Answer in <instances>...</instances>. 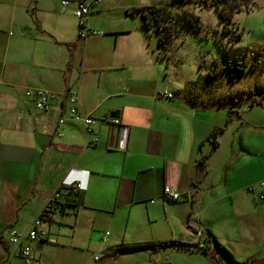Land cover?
Instances as JSON below:
<instances>
[{
    "label": "crops",
    "instance_id": "0c3cea01",
    "mask_svg": "<svg viewBox=\"0 0 264 264\" xmlns=\"http://www.w3.org/2000/svg\"><path fill=\"white\" fill-rule=\"evenodd\" d=\"M61 1L0 0V264H24L9 231L26 232L71 180L84 189L44 223L48 240L34 243L41 264L259 259L264 225L252 203L264 200L256 186L264 142L253 139L264 137V121L247 115L264 102L190 77L130 4L103 0L90 25L104 34L80 38L73 7ZM37 88L58 96L46 111L25 95ZM69 88L78 89L81 113L96 119L90 134L69 112ZM165 187L180 199L164 200ZM198 231L207 253L177 245ZM138 245L150 247L117 254Z\"/></svg>",
    "mask_w": 264,
    "mask_h": 264
},
{
    "label": "rangeland",
    "instance_id": "374dc122",
    "mask_svg": "<svg viewBox=\"0 0 264 264\" xmlns=\"http://www.w3.org/2000/svg\"><path fill=\"white\" fill-rule=\"evenodd\" d=\"M210 1L208 0V2ZM247 1H249V9L244 8L235 13L230 22H224L221 21L216 7L206 4L204 0L185 2L176 0H105L107 4L119 6L121 4H130L134 7L170 5L174 10L172 12L173 22L177 20L175 23L177 30L172 41L171 59L185 61L178 63V66L181 65V69L187 70L190 77L194 76L196 79L200 74L207 77L211 70L215 69L217 70L215 82L219 84L220 89L231 88L236 94L244 96L243 98L264 102V0ZM170 19L166 18L163 24H166ZM108 21L109 18L105 19V22ZM154 26H156L155 23ZM225 27L229 29V32H223ZM96 29L102 30L98 27ZM157 39V35L152 38L153 41H157ZM205 81H209V79H205ZM247 118L264 121V108L254 109L247 115ZM254 128L260 130L262 126L254 124ZM253 141L260 145L261 142H264V137H254ZM261 181L256 185L259 194L264 192V188L259 185ZM254 201L252 203L253 217L255 220L263 219L264 225V200L259 202L254 199ZM203 243L205 247L203 249H209V243L206 240ZM216 245L215 249L220 251L219 244ZM230 251L238 253L245 250L231 249ZM258 253L259 260L264 259V247L259 249ZM202 260V257H193L179 259L178 262L180 264H204Z\"/></svg>",
    "mask_w": 264,
    "mask_h": 264
},
{
    "label": "built area",
    "instance_id": "2783aa9c",
    "mask_svg": "<svg viewBox=\"0 0 264 264\" xmlns=\"http://www.w3.org/2000/svg\"><path fill=\"white\" fill-rule=\"evenodd\" d=\"M62 6L73 7V14L78 22V37L88 38L96 37L104 34L102 30L93 28L90 25V16L92 11L99 7L102 0H62ZM27 98L31 99L34 107L39 111L48 110L52 103L58 98L56 94H53L44 89H27L25 91ZM171 97V94H168ZM65 100L69 105V112L73 118L83 123L86 133L90 134L94 130L96 119L93 117L84 116L78 107L79 95L77 88H69L65 94ZM63 122V120H60ZM261 188H264V179L259 183ZM61 186H72L75 190H83L84 185L78 180L65 181ZM59 190V189H58ZM56 191L53 197L50 199L47 207L42 213L34 219L29 229L26 232L19 233L16 230L9 231V241L17 247L18 253L22 258L24 264H41L40 258L35 253L34 243L39 240H48L47 230L44 228V223L49 222L48 220L54 219V213H49L48 216H42L44 211L50 206V203L54 202L55 199L60 198L59 191ZM253 190V188H249ZM164 200L178 201L180 194L172 190L170 187L164 189ZM263 191L257 195V200H263ZM156 200H150V203H155ZM52 208V207H51ZM51 212L53 209H50ZM109 233L107 232L106 235ZM202 232L198 231L190 244H198L201 248H204V243L201 241ZM97 259V258H96Z\"/></svg>",
    "mask_w": 264,
    "mask_h": 264
},
{
    "label": "trees",
    "instance_id": "16d2710c",
    "mask_svg": "<svg viewBox=\"0 0 264 264\" xmlns=\"http://www.w3.org/2000/svg\"><path fill=\"white\" fill-rule=\"evenodd\" d=\"M179 2H185L188 0H176ZM206 4L213 5L216 7L221 21L224 22H230L233 19V15L244 8L249 9L250 5H248L249 1L247 0H211L208 2V0H204ZM134 13H137L140 15L142 19V25L143 27L150 33H155L157 35V42L159 46V50L162 51L163 55L172 54V41L174 38V34L177 30V26L175 25L176 21L173 22L174 16L172 15V12L174 11L173 8L170 5H163V6H139L132 10ZM166 18H171L170 21L166 22V24H163L165 22ZM173 18V19H172ZM154 23L156 26H154ZM163 24V25H162ZM195 25V24H194ZM224 33L229 32L228 28L223 29ZM236 39V38H235ZM230 40H233L230 38ZM214 72H210L207 77H204L202 81L205 83H212L216 80L217 77V70L212 69ZM212 78V79H211ZM205 79H209V81H205ZM216 133H214L213 137L216 138ZM217 145V142L214 141V146ZM59 194L60 198L55 199L54 202L50 203V206L48 207V210L46 209L42 216H48L49 213L57 214L58 212L65 211L71 205L69 201V196L74 195L78 197V192L80 190H75L72 186H61L59 188ZM64 191H66L64 193ZM69 192V193H68ZM69 194V195H68ZM52 207V208H51ZM50 209H53L52 212ZM52 219L48 220L49 222ZM177 243H171V242H165L160 244L159 246L162 248H167L171 245H174ZM178 246L186 247L188 249L194 247L193 251H198L203 253H207L208 249L201 248L198 244H188V243H178ZM150 246H132L128 248L121 249L119 248L117 250V254H123V253H130L135 251H142L144 248H148ZM156 247V246H155ZM205 248V247H204Z\"/></svg>",
    "mask_w": 264,
    "mask_h": 264
},
{
    "label": "water",
    "instance_id": "95a60500",
    "mask_svg": "<svg viewBox=\"0 0 264 264\" xmlns=\"http://www.w3.org/2000/svg\"><path fill=\"white\" fill-rule=\"evenodd\" d=\"M110 118L111 119H117L118 118V112L117 111H114L110 114ZM264 261V259L262 260H259V259H254L252 261H250L248 264H262Z\"/></svg>",
    "mask_w": 264,
    "mask_h": 264
}]
</instances>
